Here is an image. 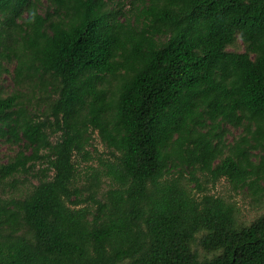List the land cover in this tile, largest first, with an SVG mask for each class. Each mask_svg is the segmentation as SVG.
I'll use <instances>...</instances> for the list:
<instances>
[{"label":"trees","instance_id":"obj_1","mask_svg":"<svg viewBox=\"0 0 264 264\" xmlns=\"http://www.w3.org/2000/svg\"><path fill=\"white\" fill-rule=\"evenodd\" d=\"M0 142V264H264V0H0Z\"/></svg>","mask_w":264,"mask_h":264},{"label":"rangeland","instance_id":"obj_2","mask_svg":"<svg viewBox=\"0 0 264 264\" xmlns=\"http://www.w3.org/2000/svg\"><path fill=\"white\" fill-rule=\"evenodd\" d=\"M229 49H236L238 51H243L244 46L242 45V43L236 42L234 46L230 47ZM13 65H14L13 63L4 64V66L10 72H12ZM1 84L6 94H10L15 89L12 83V80H11L10 73H7V74L3 73L1 75ZM28 95L30 96V94ZM35 103H36V100L33 99L32 100L33 106ZM237 132H238L237 130L232 129L231 134L227 136L228 140H231L232 136L236 135ZM52 140L54 141L55 138H52ZM16 150H17L16 147L14 146L10 147L8 144L4 142H0V163H5L8 157L12 156L14 154V151ZM89 150L95 156L94 160L90 162H84L76 158L77 167L79 168L81 172L80 179L78 181L79 185H81L83 182L87 183L86 171L88 170V166L90 165L93 167L97 166L96 157L97 156L106 157L108 153L107 148L99 140L96 133L93 135L92 146L89 147ZM39 167H43V166L36 165L35 169H38ZM14 179L17 180L15 187H11L10 184L4 185L3 188L0 186V193L2 192V189H4V192L1 194L3 198L9 197V196L10 197L18 196L20 193L30 188L31 184L37 183V180L30 176L17 175L15 176ZM10 181H12V178H9L7 182L9 183ZM262 185L264 186V184ZM109 186H110L109 181L106 179H103L101 183L100 193H104L109 188ZM207 187L209 188L208 190L209 193L214 194L216 196L224 197L231 201H234L236 203V206L239 209L240 219L244 221L245 223L251 222L256 217L264 213V197L262 198L261 202H256L254 201V198L252 197V195L248 191H246V189H243L242 191H233L230 184L225 179H220L214 185L208 184Z\"/></svg>","mask_w":264,"mask_h":264}]
</instances>
